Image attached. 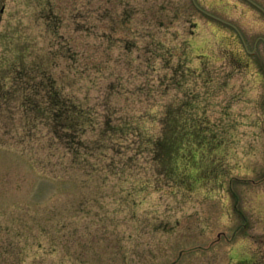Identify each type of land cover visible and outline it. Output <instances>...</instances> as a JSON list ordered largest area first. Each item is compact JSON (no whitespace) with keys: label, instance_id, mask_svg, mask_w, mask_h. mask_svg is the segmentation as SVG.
I'll list each match as a JSON object with an SVG mask.
<instances>
[{"label":"rangeland","instance_id":"rangeland-1","mask_svg":"<svg viewBox=\"0 0 264 264\" xmlns=\"http://www.w3.org/2000/svg\"><path fill=\"white\" fill-rule=\"evenodd\" d=\"M1 84L0 264H264V0H0Z\"/></svg>","mask_w":264,"mask_h":264},{"label":"trees","instance_id":"trees-1","mask_svg":"<svg viewBox=\"0 0 264 264\" xmlns=\"http://www.w3.org/2000/svg\"><path fill=\"white\" fill-rule=\"evenodd\" d=\"M21 66L22 63H19V65L15 68L16 73L9 75V90L12 93L18 92L20 94V100H22L23 103L21 104V107L24 108L25 112L31 111L37 115L36 112L40 111L42 115L44 114L46 116V118H52L53 137H55L57 142H65L67 143V147L72 148L75 143V134H83L88 128L87 124L92 122L89 109L84 108L79 102L76 103L74 97L65 93L62 94L60 92V85L55 88V84H53V82H55V78H52L51 74H47V83L45 85L48 92L47 94L41 95L36 90V88L39 87V84H34L32 82L35 77L32 73L33 67L28 69ZM0 88L2 89V84L0 85ZM43 103L45 105H42ZM177 135L178 134L173 135L172 139H175ZM154 144L156 148L153 149V153L159 157V159H157L161 164L162 160L160 157L163 159L164 156L159 153L163 148V140H155ZM61 145L65 147L64 144ZM169 145L171 146V144ZM158 166V170H160L162 166ZM160 173L165 175V171H161ZM166 176L168 175L166 174ZM171 178L173 179V177Z\"/></svg>","mask_w":264,"mask_h":264}]
</instances>
